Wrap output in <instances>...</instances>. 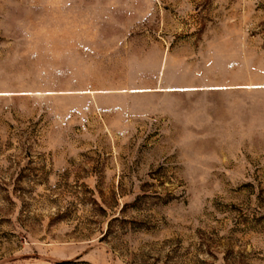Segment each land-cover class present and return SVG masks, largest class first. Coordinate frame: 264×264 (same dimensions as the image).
<instances>
[{"label": "rangeland", "instance_id": "1", "mask_svg": "<svg viewBox=\"0 0 264 264\" xmlns=\"http://www.w3.org/2000/svg\"><path fill=\"white\" fill-rule=\"evenodd\" d=\"M0 264H264V0H0Z\"/></svg>", "mask_w": 264, "mask_h": 264}]
</instances>
